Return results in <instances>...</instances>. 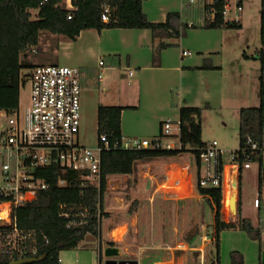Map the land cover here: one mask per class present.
Wrapping results in <instances>:
<instances>
[{
    "label": "rangeland",
    "instance_id": "1",
    "mask_svg": "<svg viewBox=\"0 0 264 264\" xmlns=\"http://www.w3.org/2000/svg\"><path fill=\"white\" fill-rule=\"evenodd\" d=\"M237 1L231 0L232 5L234 6ZM241 3L243 11L238 16L241 20L240 25L223 28L225 33L222 36L220 50L217 54V59L221 65L216 73L218 84L215 89L212 88L210 96L203 100V105L200 107L202 141L205 144H215L224 149L226 155L240 146L239 112L235 113L228 108L229 94L234 89L236 90L235 100L237 99V101L235 105H237L238 110L241 109V105L242 107L258 106L260 102L258 87L261 70L260 61L256 54L262 48L261 0H241ZM235 13V9L232 8L227 18L231 19ZM36 17V11L32 10V18L36 19ZM189 19L201 24L200 22L204 19L203 10L200 15L191 16ZM196 28L202 27L198 25V27H190L188 30ZM83 34L81 47H77L78 43L76 45L75 40L45 31L42 33L35 51H28L27 53L28 60L34 65H69L82 69L84 90L80 141L94 146L99 135V107L116 105L119 103L118 101H133L137 94L136 90L133 89L134 80L126 75L125 70L120 69L117 62L118 58L105 54L98 47L95 38L90 36L89 31H85ZM186 36L187 33L184 37ZM174 39H166L171 44L167 47L169 50L176 47L171 42ZM63 40H68L66 42L70 43V47L63 46V43L61 45L60 41ZM87 47L92 49L88 50ZM160 60L162 59L160 58ZM100 61L104 62V66L99 65ZM99 75L102 79L99 78ZM232 79H236L239 85L237 89L233 88L230 91L228 83ZM191 84H187L186 89H189ZM205 90L198 93L199 98L204 97ZM196 92L197 90L194 91L193 96ZM30 93V86L27 84L21 90L19 99L22 111L30 106ZM181 100V90L175 88L170 96L169 108L171 107V112L164 116L163 121L167 118L177 121L180 118V107L183 106ZM138 121L143 123V121H147V117L143 114ZM153 123L156 128L158 122L154 121ZM136 136L141 138L153 137L149 134H137ZM184 157L191 160L194 168V155L186 153ZM226 160L229 162L228 156ZM169 168L168 161L158 159L138 163V176L135 177V184H133L132 178L114 181L109 178L110 183L105 191L103 201L105 212L101 223L103 235L109 228L118 225L119 222H127L130 228L126 235L129 240V245L126 246L129 248L127 256L125 255L126 259H141L142 264H154L158 260H172L173 255L168 246H176L178 243L184 244L185 248L173 250L176 256L175 264H239L233 262L232 254L235 252L243 256V263L241 264H258L259 241L251 239L246 232L240 229H228L221 233L220 261H217V247L214 239L215 208L208 204L205 197L195 189V186L186 190L185 183H181L179 187H182V192L180 191L178 195L172 191L157 192L153 203L146 200L148 195L145 197L143 194H137L140 189L145 190L146 188L145 184L141 183V180L144 179L141 172L143 169H150V173L153 175L152 178H145L149 181L147 189L150 195L151 190L153 191L154 187L157 186V182L160 183L166 178ZM257 176L255 166L251 169H245L240 186L239 172L232 167H227L224 182L225 177L227 181L225 186L223 183L221 208L223 221L237 222L240 207L242 215L249 218L254 226L261 225L264 228V222H262L264 220V200H262L263 205L260 212L254 206V197L259 194ZM234 177L237 181L235 186L232 185ZM187 179L186 183L191 184ZM230 184L232 192L237 194V211H230L229 214ZM170 189L173 190L174 187H170ZM262 191L264 199V187ZM135 225L139 229L138 238L133 235L132 226ZM124 231L125 228L122 232ZM104 245L105 243H102L101 246L103 254H105ZM98 248L99 240L95 235L88 234L77 248L62 251L59 257L62 264H99ZM236 258L239 259L238 256ZM117 260L120 261V258ZM165 264H174V262Z\"/></svg>",
    "mask_w": 264,
    "mask_h": 264
},
{
    "label": "trees",
    "instance_id": "2",
    "mask_svg": "<svg viewBox=\"0 0 264 264\" xmlns=\"http://www.w3.org/2000/svg\"><path fill=\"white\" fill-rule=\"evenodd\" d=\"M42 0H0V109L12 108L19 104L21 90L26 85L25 71L35 65L28 60L27 49L39 44L43 32L66 36L76 40L81 31L104 28H149L153 36V65H161L162 51L171 45L166 39L181 38L190 27L226 28L238 27V23L226 21L223 10L227 0H216L212 5L205 2L204 19L201 24L193 21L188 26L190 17L195 13L194 3L185 0L189 7L187 13H169L163 23H152L143 11L144 0H72L74 10L63 5L64 0H47L37 14L32 18V10L39 7ZM241 1V0H240ZM111 7L109 21L102 20V4ZM192 7V8H190ZM213 10L214 18H211ZM261 42L262 48L256 54L260 61L261 75L259 85V105L242 107L239 110V140L240 146L248 136L256 140L262 148L252 159L259 167V194L264 187V0H261ZM69 15H72L69 18ZM193 17V16H192ZM189 19V20H188ZM124 106H100L98 109V134L114 132L118 139L121 135V114ZM181 139L185 144H192L194 161L199 163V148L206 144L201 139V108L180 107ZM114 139L112 138V141ZM183 152L179 150H121L110 149L102 152L101 184L100 186H81L71 182L67 186H59L56 175L50 174L45 178L49 187L40 190L37 198L22 204L16 209L17 227L20 232L32 231L34 240H29V248H36V260L25 264H59V255L62 251L75 249L85 239L87 234H100L94 214L104 212V195L107 189L109 175L133 174L140 162L154 160H178ZM76 174H69V179ZM240 186L242 169L239 171ZM208 204L215 208V235L217 247V261H220L219 247L221 233L228 229H240L257 241H261V225L254 226L249 218L238 210L237 222H225L221 219L223 200V186L197 188ZM63 205V208L61 206ZM260 199L259 212L262 208ZM78 212L85 213L86 225H69L72 215ZM65 213L70 216L67 218ZM261 216V214H260ZM79 219V218H77ZM262 221V218H261ZM264 222V220L262 221ZM11 226L2 225L3 234L11 231ZM239 257V259L236 258ZM234 263H243V256L235 252L232 254ZM28 259H32L28 257ZM14 261L8 255H0V264H11ZM259 264V263H258Z\"/></svg>",
    "mask_w": 264,
    "mask_h": 264
},
{
    "label": "built area",
    "instance_id": "3",
    "mask_svg": "<svg viewBox=\"0 0 264 264\" xmlns=\"http://www.w3.org/2000/svg\"><path fill=\"white\" fill-rule=\"evenodd\" d=\"M216 0H208L212 5ZM47 2L42 0L37 9ZM63 5L75 9L72 0H64ZM195 3V0H189ZM235 9V15L229 19L228 14ZM243 6L238 0L234 6L227 0L223 15L226 21L239 24V13ZM111 7L102 4V20L109 21ZM211 10V18H214ZM72 15H69L71 18ZM193 21L188 23L192 26ZM35 51V47L27 49ZM184 51L183 55H188ZM104 66V62H99ZM133 75L132 70L129 71ZM26 85L30 86V106L22 111L20 104L12 108L0 109V226H11V231L3 234L0 231V255H8L14 261L35 258L36 248H29L27 242L34 240L33 232H20L17 227L16 209L24 203L37 198L40 190L49 187L45 176L56 175L59 186H67L75 182L81 186L101 184L102 152L110 149L121 150H179L182 155L193 154L192 144H185L181 139V118L177 121L167 118L162 121L161 132L152 138L126 137L122 134L116 138L114 132L98 135L94 146L80 141L82 121L83 73L80 68L69 65H35L25 71ZM101 79V75H99ZM25 85V86H26ZM174 125L175 128H174ZM112 138L114 139L112 141ZM258 142L248 136L242 146L229 152L215 144L199 148V163L194 161L192 181L195 188L223 186L227 166L236 169H248L253 157L261 151ZM227 156L229 162H227ZM76 174L69 179V174ZM254 206H260V199L254 200ZM63 208V205L61 206ZM69 218V214L65 213ZM85 213L72 215L69 225H86ZM98 229H101L102 215L94 214ZM79 218V219H77ZM179 244L168 246L169 250L183 248ZM59 264L62 260L59 257ZM136 261V260H135ZM99 264H107L99 262ZM136 264H140L136 261Z\"/></svg>",
    "mask_w": 264,
    "mask_h": 264
},
{
    "label": "crops",
    "instance_id": "4",
    "mask_svg": "<svg viewBox=\"0 0 264 264\" xmlns=\"http://www.w3.org/2000/svg\"><path fill=\"white\" fill-rule=\"evenodd\" d=\"M207 1L208 0H195L194 5L192 6L195 13L192 16H195L197 14L200 15L204 8L205 2L207 3ZM143 11L150 22L163 23L167 20L169 13L179 12L188 14L189 7L185 5V0H144ZM190 21H192V19H190ZM240 23L241 20L239 21V25ZM85 31L90 32V36L95 38L98 47L105 54L118 58L117 62L120 66V69L125 70L126 75L131 77V79H133L135 82V85L133 86V89L136 90L137 94L135 99H133V101H118L119 103H117L116 105H112L127 107L122 111L121 114V134L123 136L134 137L137 134H149L155 137L159 135L161 132V125L164 116L168 115L171 112V107L169 108V102L171 92H173L175 88L181 90V102L183 106L200 108L203 105V100L205 98L208 99V97L210 96V91L212 90V88L215 89L218 84L216 73L218 72V69L221 68V65L217 59V54L220 50L222 36L225 33V30L223 28L202 27L189 29L187 31L186 37H181L179 39L175 38L174 41H171L174 45H176L175 48H170V50L169 48H167L162 51V60L160 66L153 65L154 43L152 32L149 28H104L101 31H97L95 29H86L81 31L80 35L75 40L76 45L78 43L77 47H81V39H83V33ZM66 41L68 40L60 41V44L62 45L63 43V46L70 47V43ZM84 43L86 42L84 41ZM87 48L88 50L92 49L91 47ZM184 51H188L189 54L183 55ZM79 52L81 53V51ZM241 67L243 69V64L241 65ZM130 70L134 72L133 75L129 74ZM187 84H191L189 89H186ZM228 85L230 87V91H232L233 88L237 89L239 83L236 82V79H232L231 81H229ZM196 90L197 92L193 96L194 91ZM203 90H205L204 97L199 98L198 93ZM206 93L209 95H207ZM235 93L236 90L234 89V91L230 93L231 95L229 94L228 96V108L232 109L235 113H238V107L237 105H235L237 101V99L235 100V95L237 96V93ZM143 114L147 117V121H143V123H140L138 119ZM154 121L158 122V126L156 128L154 127ZM168 162L170 168L166 173V178L163 179L160 183L157 182V186L154 187L153 191L151 190L150 195L148 194L147 189L149 181L146 179L152 178L153 175L150 173V169H143L141 171L142 175L144 176V179L141 180V183L145 184L146 188L145 190L140 189L137 194H143V196L145 197L148 195L146 200H148L150 203L154 202L157 192L172 191L173 193L178 195L182 189V187H179L181 183H185L186 190H190L192 189V186H194L192 181L193 163L190 159H188V157H184L183 155V157L181 156L178 160ZM254 166L257 168V182L259 185L258 164L254 163L248 169H251ZM244 171L245 169L242 170V178L244 175ZM137 174L138 172L136 169L133 174L109 175L107 188L109 186L110 180L114 181L116 179L129 180L132 178V182L133 184H135V177L138 176ZM186 179L187 181L189 180L191 184L186 183ZM226 181L227 178L225 177V182ZM170 187H174V189L171 190ZM262 193L263 191L261 192V196L258 194V196L254 197V200L256 198L261 199V201L264 200L262 197ZM132 227L133 235L138 238L139 229L136 225ZM121 228H125V231L121 232L118 237L114 235V231ZM129 228V224L127 222H119L118 225L111 227V229L107 228L108 230L105 235H103L102 230L100 229V234L95 235L99 240V262L101 261L103 263H108V261L110 260H117L119 258L120 260H132L128 258L126 259V254L128 253L129 249L126 247L127 245H129V240L126 238V235L129 231ZM261 228L262 238L259 242L258 258L259 264H264V228ZM102 243H105V254H103L101 249ZM179 244L181 243H178L177 245ZM183 248H185V245ZM173 250H171V253L173 255L172 260H158L155 261L154 264H165L167 262H174L175 264L176 256ZM135 260L136 259H133V261ZM136 261H139L140 264H142L141 259H137Z\"/></svg>",
    "mask_w": 264,
    "mask_h": 264
},
{
    "label": "water",
    "instance_id": "5",
    "mask_svg": "<svg viewBox=\"0 0 264 264\" xmlns=\"http://www.w3.org/2000/svg\"><path fill=\"white\" fill-rule=\"evenodd\" d=\"M237 184V181L235 179V177L233 178V183L232 185L235 186ZM237 194L235 192L232 193L231 199H230V208H231V212H236L237 211V206H236V202H237ZM36 260L35 258L32 259H23V260H16V261H12L11 264H25L28 263L30 261ZM107 264H136V261L133 260H110L108 261Z\"/></svg>",
    "mask_w": 264,
    "mask_h": 264
},
{
    "label": "bare ground",
    "instance_id": "6",
    "mask_svg": "<svg viewBox=\"0 0 264 264\" xmlns=\"http://www.w3.org/2000/svg\"><path fill=\"white\" fill-rule=\"evenodd\" d=\"M229 186H230V195H229V200H228V211H229V214H230V211H231L230 199H231V196H232L233 192H232L231 184ZM123 230H124V228H121V229H118V230L114 231V235H116L118 237Z\"/></svg>",
    "mask_w": 264,
    "mask_h": 264
}]
</instances>
